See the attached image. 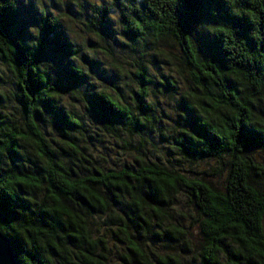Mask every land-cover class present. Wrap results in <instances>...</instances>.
Here are the masks:
<instances>
[{
    "label": "trees",
    "instance_id": "1",
    "mask_svg": "<svg viewBox=\"0 0 264 264\" xmlns=\"http://www.w3.org/2000/svg\"><path fill=\"white\" fill-rule=\"evenodd\" d=\"M0 65L18 264H264V0H0Z\"/></svg>",
    "mask_w": 264,
    "mask_h": 264
},
{
    "label": "rangeland",
    "instance_id": "2",
    "mask_svg": "<svg viewBox=\"0 0 264 264\" xmlns=\"http://www.w3.org/2000/svg\"><path fill=\"white\" fill-rule=\"evenodd\" d=\"M112 27H113V25H112ZM160 65L163 66L165 69L166 65L164 62L160 63ZM3 72H4L3 66L0 65V73H3ZM158 98L160 100L161 107L164 108L165 110L169 109L173 105V103L171 101H169L168 98L165 96L162 97L161 95H158ZM8 105L13 106V107L8 106L9 108L6 109L8 111L12 108L13 110H10V112H13L17 107L16 104H12L11 102H8ZM53 136H55V135H53ZM113 157H116V156H113ZM117 158L118 157H116V159ZM207 165H208L207 163H199V165H195L194 167H197V169H201V168L207 167ZM209 181H211L212 184L215 185L217 188H221L224 186V183H225V174L222 173V176L212 175L211 177H209Z\"/></svg>",
    "mask_w": 264,
    "mask_h": 264
},
{
    "label": "water",
    "instance_id": "3",
    "mask_svg": "<svg viewBox=\"0 0 264 264\" xmlns=\"http://www.w3.org/2000/svg\"><path fill=\"white\" fill-rule=\"evenodd\" d=\"M0 264H18L9 239L0 233Z\"/></svg>",
    "mask_w": 264,
    "mask_h": 264
},
{
    "label": "clouds",
    "instance_id": "4",
    "mask_svg": "<svg viewBox=\"0 0 264 264\" xmlns=\"http://www.w3.org/2000/svg\"><path fill=\"white\" fill-rule=\"evenodd\" d=\"M113 18H115V17H113ZM30 31H35V29H30Z\"/></svg>",
    "mask_w": 264,
    "mask_h": 264
}]
</instances>
